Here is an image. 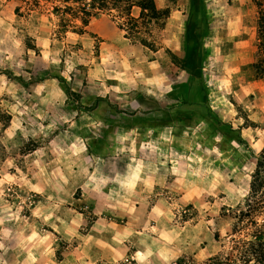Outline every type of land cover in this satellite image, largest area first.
I'll use <instances>...</instances> for the list:
<instances>
[{"label":"crops","instance_id":"0c3cea01","mask_svg":"<svg viewBox=\"0 0 264 264\" xmlns=\"http://www.w3.org/2000/svg\"><path fill=\"white\" fill-rule=\"evenodd\" d=\"M102 17L94 16L96 63L80 81L58 65L64 43L52 41L44 57L41 30L34 46L49 67L24 86L17 74L0 84V96L9 97L8 121H0V264H175L201 242L194 237L201 223L180 222L171 199L187 189L186 175L202 170L195 154L177 148L193 142L190 122L131 119L142 110H130L131 95H161L126 89L114 60L126 39L104 36L111 23ZM12 58L17 62L9 50L0 62ZM67 91L79 95L82 108Z\"/></svg>","mask_w":264,"mask_h":264},{"label":"rangeland","instance_id":"374dc122","mask_svg":"<svg viewBox=\"0 0 264 264\" xmlns=\"http://www.w3.org/2000/svg\"><path fill=\"white\" fill-rule=\"evenodd\" d=\"M204 2L208 19L203 35L202 68L206 104L202 103L196 82H190L179 72L165 52L169 50L180 57L184 54L183 23L188 14L187 0H160L158 10L167 14L157 22L137 28H131L124 15L111 10L110 0H0V39L4 40L0 56L9 50L18 56L17 62L14 58L12 63L0 62V84L7 87L5 78L17 74L19 87L24 86L37 79L39 70L49 67L37 58L41 50L34 46L42 37L41 30L45 34L42 38L47 41L44 57L52 41L64 43L62 62L58 65L74 75L75 81L83 79L88 67L96 63L92 48L97 50L100 41L96 23L101 17L94 18V12H90L89 17L82 15L93 5L94 11L99 9L103 14L102 22L111 23L103 32L104 36L120 34L126 39L114 55L126 89L132 92L157 88L159 92L153 93L161 95L157 101L141 94H137L142 96L138 98L131 95L130 110L142 109L141 115L131 119L149 123L178 113L182 119L189 120L193 142L182 141L177 148L180 153L195 154V162L202 165V170L195 168L193 174L186 175L187 189L176 191L171 197L180 222L187 221L192 227L199 222L202 225L194 228V237H200L201 242L193 243L189 254L181 258L187 264H203L209 255L230 251L233 244L227 236L231 235L238 220L233 217L241 215L239 213L246 215L251 176L258 159L264 156V73H257L254 68L259 60L258 10L254 0ZM131 14V18L138 19L139 10L134 8ZM10 26L15 32L10 31ZM120 26L122 29L118 28ZM3 29L8 32H1ZM141 41L149 48L142 47ZM9 42L16 43L15 47L11 48ZM74 59L84 63L77 65ZM8 101L9 97L3 92L0 96L2 124L8 121L5 114ZM154 107L174 111L164 112L161 117L157 114L147 116L146 112ZM250 205L256 210L248 218L240 216L246 228L232 239L250 243L254 236L250 222L264 223V189L251 199ZM214 235H218V243Z\"/></svg>","mask_w":264,"mask_h":264},{"label":"trees","instance_id":"16d2710c","mask_svg":"<svg viewBox=\"0 0 264 264\" xmlns=\"http://www.w3.org/2000/svg\"><path fill=\"white\" fill-rule=\"evenodd\" d=\"M156 0H110L111 10L118 12L127 18V24H130L131 28H137L138 25L146 26L150 23L157 22L162 16L166 15V11H160L156 8ZM188 1V14L184 27V54L182 57L169 50L165 51L169 56L171 63L181 72L183 75L187 76L188 80L192 83L198 85L199 93L201 94V100L203 104L207 103V93L202 85V68H203V35L208 28V19L205 10L204 0H187ZM104 3V1H103ZM255 6L258 10V21H257V51L259 53V60L254 64L255 71L257 73H264V0H254ZM137 8L139 10L138 19L131 18L132 9ZM88 10L82 12V15L89 17L90 12H94L92 16H95L99 9L89 5ZM91 16V15H90ZM118 18L121 19L120 16ZM83 23L86 21L83 19ZM122 29V27H118ZM140 45L144 48H149L145 42H140ZM36 50L35 47L31 48ZM67 97L69 101H72L77 105V107L82 108L79 104V95L67 91ZM142 97L141 95H137ZM207 106V105H206ZM171 110L168 111L171 113ZM168 112L166 109L151 108L147 114L152 112ZM171 119H177L180 121H186L187 119H182L179 117L178 113L176 115L170 116L168 119H157L154 120L158 122L157 124H162L168 122ZM214 121V120H213ZM152 124V123H149ZM250 193L247 198L246 215L239 213L241 215L233 217V220H237L234 223L232 233L227 236V239L231 237V243L233 244L230 251L220 252L215 256L209 258L203 264H264V223L262 225H257L255 222H250L253 226V240L250 243H245L240 239H232L238 234L244 232V222H240V216L248 218L250 214L256 210V207L250 205L251 199H255L260 193L261 189H264V156H261L256 164V169L251 176L250 181ZM240 222V223H239ZM240 225L241 227H239ZM214 240L219 241L218 235H214ZM186 260H178L175 264H187Z\"/></svg>","mask_w":264,"mask_h":264}]
</instances>
